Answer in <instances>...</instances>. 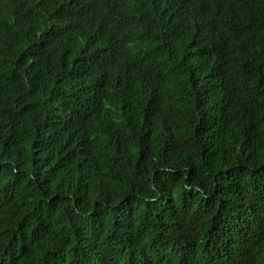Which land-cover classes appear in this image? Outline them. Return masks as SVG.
<instances>
[{"label": "trees", "instance_id": "obj_1", "mask_svg": "<svg viewBox=\"0 0 264 264\" xmlns=\"http://www.w3.org/2000/svg\"><path fill=\"white\" fill-rule=\"evenodd\" d=\"M0 264H264V0H0Z\"/></svg>", "mask_w": 264, "mask_h": 264}]
</instances>
